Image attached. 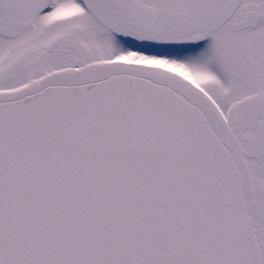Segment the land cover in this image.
<instances>
[{
	"label": "snow or ice",
	"instance_id": "1",
	"mask_svg": "<svg viewBox=\"0 0 264 264\" xmlns=\"http://www.w3.org/2000/svg\"><path fill=\"white\" fill-rule=\"evenodd\" d=\"M0 264H264V0H0Z\"/></svg>",
	"mask_w": 264,
	"mask_h": 264
}]
</instances>
